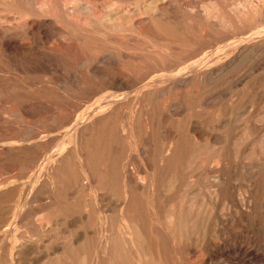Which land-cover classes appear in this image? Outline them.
<instances>
[{
  "label": "bare ground",
  "instance_id": "6f19581e",
  "mask_svg": "<svg viewBox=\"0 0 264 264\" xmlns=\"http://www.w3.org/2000/svg\"><path fill=\"white\" fill-rule=\"evenodd\" d=\"M36 1L37 0H35V2ZM38 1L40 2V0H38ZM43 1H41V3ZM91 1H93V0H91ZM91 1H89V0L87 1L88 4H89V2L91 4V12L92 13H89V14H92V18L96 17V15H98V14H100V15L97 18V20L87 18L88 21H86V20L85 21L87 23H89V25L92 23H96L100 26V29L104 28V31L106 30L107 32L112 31V32L116 33V32H121V31H127V32H129V31L135 32L136 31L138 36H142V37L146 38L150 42L151 46H154L153 47L154 50H155V48H156V50L160 48V49H163L164 52L168 51L167 54L170 52L172 54H177L178 56H182V55H185L186 44H188L189 46L191 45V47H194V46L199 47L200 46L199 38L195 37L196 35H194V34L191 35L190 32H186L180 26V24H179L180 21L179 22L177 21V20H179L178 15H180L179 14L180 10L176 7L173 0H153L151 2L145 1L146 3L144 2V4L141 7L139 6L140 8H136L138 6H137V4H135L136 7L134 6L133 11H131V12H133L132 14L127 13L128 9L124 8V7H122V8L120 7L118 9L113 8L115 10L111 11L110 8L108 7L109 4H106L104 2L102 4H99L100 0H94L92 3H91ZM214 1L216 4H214L212 6H208V7H206L207 5L205 7L203 6L202 9L201 8L198 9L199 8L198 6H196L194 4L191 5L189 2H185V0L184 1L182 0L183 6H180V7H183L184 11L186 12L185 14L188 15L187 16L188 19L198 20L200 22V23L198 22L199 24H201L202 22H204V24L207 23V25H206L207 27L205 29H202L200 27H197V28L195 27L196 29L194 31L200 33L202 35V37H205V38L209 37L210 31H212L211 29L214 30V29H216V27H223V29H224V30L222 29L224 32L223 33L224 36L222 38L223 40H221L222 41L221 46H220L221 51L215 55L212 53V55H214V57L212 55H210V56H212V58H209L210 56L208 58H204L202 56L204 59L201 57L202 59L200 58L201 61L198 64L194 65L190 70L183 72L185 75L191 74L193 76V79H196V80H197L198 74L201 73V70H204V67H212L211 69L209 68L210 69V75H221V76L222 75L228 76L227 74H229V76L231 75L230 74L231 71L226 72L222 68L226 64H229L230 61H232V60H228L229 62L226 63L225 59L217 60L215 58V56L218 58L220 57V55L226 56V54L228 55L229 52L235 50V48L237 46V41L239 40L237 38L240 36L239 35L237 37V35L235 34L237 22L239 23V25H240V22L241 23L242 22L247 23L246 26L248 25V28L250 29V33L247 34V43L246 44H249L252 47V49H249L248 47L239 45L240 48L238 47V50L236 49L237 56L234 55L235 57H237V59L246 57L247 54L249 53L248 49L253 52L256 49V47H262L264 45V0H246V1H242L243 3L239 2L240 4H237V6H235V3H234V5L232 4V6H234L232 8H230L231 4H228L230 6L225 7L226 10L228 9V12H223V11H225L224 6L219 5V3H218L219 1H217V0H214ZM52 2H54V0ZM76 2H77V0H76ZM116 2H117V0H116ZM134 2L135 1H132L133 4H134ZM75 3L73 6L75 7V5H76V9H75L76 12H80L79 11L80 9H82L81 10V12H82L83 11V8H81L82 5L78 2L81 5L80 9H79L77 7L78 3L77 4H75ZM110 3H111V0H110ZM123 3H125V0ZM54 4H55V2H54ZM120 4H121V2H120ZM19 5H21V4H19ZM50 5L53 6L52 4H50ZM57 5H59V4H57ZM117 5L119 6V4H117ZM40 6H42V5H40ZM66 6L67 5H65V7ZM69 6H70V4L68 5V7ZM17 8L21 9V7H17ZM54 8H56V7H54ZM57 8H59V10H60V7H57ZM111 8H112V6H111ZM131 8H133V6ZM6 9H4V10L6 11ZM63 9H65V8H63ZM85 9L86 10L88 9V5H87V7H85ZM45 10H47V8ZM45 10L43 12H45ZM49 10H51V9H49ZM178 10H179V12H177ZM39 11H42V10H39ZM39 11H38V13H39ZM55 11H56V13L58 12V10H55ZM62 11H64V10H62ZM73 12H74V10H73ZM101 12H103V14H101ZM60 13L62 14L61 11H60ZM60 13H58V14H60ZM67 13H69V12L67 11ZM30 14L31 13H29V15ZM34 14H36V13H34ZM42 14H44V13H42ZM58 14H57V16H58ZM72 14L74 15V13H72ZM72 14H71V16H72ZM26 15H27V13H26ZM62 15H64V14H62ZM36 16L38 17V15H36ZM39 16H40V14H39ZM42 16L39 18L43 19ZM82 16H84V15H82ZM87 17H88V14H87ZM22 18L25 19V16ZM30 18H32V17H30ZM46 18H49V17H46ZM77 18H78V16H77ZM53 19H55V18H53ZM76 19H74V20H76ZM37 20H38V18H37ZM78 20L83 21L81 18ZM26 21H27V18H26ZM85 21L83 22L84 24H85ZM189 21L190 20H188V22ZM68 22H67V24H69ZM190 22H192V21H190ZM193 22H195V21H193ZM57 23H60V22L57 21ZM75 23H77V21H75ZM83 23H81V25H83ZM198 23L196 22V26ZM46 24L47 23H45L43 21H35L34 24H32V25H33V28L36 29V31H38L39 33H40V31H42V32H44L42 34L45 35L46 32L48 31V30L46 31V28H47ZM91 27H92V25H91ZM94 27H92V28H94ZM50 29H52V28H50ZM67 29H68V27H67ZM67 29L65 27L64 30H67ZM190 29H192V31H193V28H190ZM83 30H85V28ZM72 31H73V29H72ZM88 31H91V33H92V30H88ZM187 31H190V30L188 29ZM96 32H97V30H96ZM100 32L102 33L103 31L101 30ZM27 33H28V30H27ZM49 34H52V33H49ZM104 34H107V33H104ZM61 35L65 39L69 38V37H66L67 34L65 32H62ZM121 35H122V33H121ZM128 35H130V34H128ZM135 35H136V33H135ZM241 35H243V34H241ZM244 35H245V32H244ZM107 37H109L108 34H107ZM111 37L113 38L114 34ZM135 37L129 36L127 40L125 39V41H128V42L127 43L124 42L126 46L125 47L122 46V47L127 48L126 50L128 53L125 52L126 54H123L124 51L120 50L122 52H112V53H110V56L109 55L106 56L107 60H105L106 61L105 66H102L103 68L101 67L102 70H100L101 71L100 73L104 77H107V78L111 77L112 78V76L115 74L114 67L112 66V64H113V61H112L113 58L112 57L113 56L118 60V62H120V64L123 65V67H121L123 72H121V73H124V71H127L130 74H134L135 71L133 68L130 69V66L128 67V65L132 64V67H134V68L137 67L139 69L140 67L142 68L143 66H140L141 63H139L140 64L139 65L140 67H139L137 65V63H135L137 60H138L137 62H139V61L142 62L143 61L142 57L145 58L144 56L146 54H148L147 57L149 56L150 58H151L150 55L155 56L150 49L152 47L149 45H144L145 43H143V42L145 40L143 42L141 41L139 44V40H141V39L137 40V38H135ZM220 37H222V36H220ZM12 38H14V37H12ZM30 38H31V35H30ZM118 38H120V36ZM123 38H125V36ZM19 39L21 40V38H19ZM52 39H54V38H52ZM16 40H18V39H16ZM109 40H111V39H109ZM113 40H115V39H113ZM217 40H218V38H217ZM10 41H5L2 44V50L4 52H6V55H4V56H9L7 51H11L12 53L19 54V55H20V53L26 54L24 52H28V53L32 52V54L35 55L36 62H38L37 60H38L39 55H38V53L33 51V49H31L32 46H31V48L25 49V48H22L21 46H17V44L13 45ZM56 41L57 40H55V42ZM59 41H61V40H59ZM123 41L124 40H122V42ZM83 42H81V46H82ZM100 42H101V40H100ZM114 42H117V41H114ZM207 42H208V40H207ZM0 43H2V41ZM120 43H121V41H120ZM141 43L143 45H141ZM85 44H87V43H85ZM99 45H101V44H99ZM211 45H212V43H211ZM244 45H245V43H244ZM87 46H89V45H87ZM92 46L93 45H90V47H92ZM172 46H175L177 51L174 52L172 50ZM77 47L80 48L79 46H77ZM94 47H97V46H94ZM201 47H203V46H201ZM57 48L59 51H63L62 45L58 44ZM75 49H76V47H75ZM85 49H87L86 46L84 47V50ZM95 49L97 50V48H95ZM113 49H116V48H113ZM72 50H74V49L72 48ZM80 50H81V48H80ZM77 51H79V50H77ZM99 51H101V49ZM157 51L159 52L160 50H157ZM213 51H215V50H213ZM85 52H84V55L81 52H77V53H81V55H83L78 60L79 63H81V64L83 63L81 61L86 60V58H87L84 56H86L88 52L86 53V55H85ZM199 52H200V50H199ZM64 53H65V50H64ZM74 53H76V50ZM14 54H13V56H15ZM67 54H69V53H67ZM100 54H102V53H100ZM105 54L107 55V53H105ZM105 54H103V56ZM160 54H159V57H162V56H160ZM250 55H251V53H250ZM10 56H12V55L10 54ZM21 56H20V58L23 59L24 62H29V60L27 59L28 58L27 55L25 58H24V56H22V57ZM76 56H75V58H76ZM88 56H89V53H88ZM157 56H155L156 59H157ZM229 56H231V55L229 54ZM252 56H253V54L251 55V58L254 57V56L253 57ZM35 58H34V60H35ZM77 58H79V57L77 56ZM98 58H100L99 55L95 56L94 60H96ZM148 58H145V59H148ZM153 58L154 57H152L151 59H153ZM175 58H177V57H175ZM189 58L190 57L188 55L186 57V60H188ZM247 58H249V57H247ZM11 59H13V58H11ZM61 59H63V58H61ZM156 59H154V61ZM163 59H165V58H163ZM237 59H236V61H237ZM94 60L92 57V61H94ZM158 60H159V58H158ZM243 60H244V58L241 61H243ZM255 60H256V64H257L259 62V60L258 59H255ZM257 60H258V62H257ZM40 61H42V60H40ZM88 61H90V60H88ZM88 61L85 62L86 64H84L83 66H85V73L88 76L89 75L91 76V74L92 73L94 74L95 71H91V69H90L91 65ZM99 61H101V60H99ZM105 61H103V62H105ZM149 61H148V63H149ZM8 62H9V60H8ZM12 62L14 63V61H12ZM94 62H93V64H95ZM118 62H117V64H118ZM163 63H161V64H163ZM71 64L72 63H70L69 65H71ZM120 64H118V67ZM233 64H231V66ZM254 64H255V62L250 59V65L248 64L249 68H247L248 73H246V75H245V72H247V71L244 69L245 71L242 70L239 76H243L246 78V76L248 77L249 75H252L255 71L259 70L256 67V64H255V66H253ZM44 65H46V64H44ZM151 65H153V64H151ZM169 65H171V64H169ZM172 65H174V64H172ZM27 67H29V66H27ZM27 67H25V69ZM32 67H30V68H32ZM121 68H118L116 70H118L120 72L119 69H121ZM141 68L139 69L140 72H141ZM14 69H16V68H14ZM148 69L151 70L149 67H148ZM20 70H22V69H20ZM34 70H36V69H34ZM144 70L147 71L146 69H144ZM144 70H142V71H144ZM38 71L39 72L41 71L44 73L45 70L43 69V67H39ZM49 71H50V69H48V73H49ZM32 72H33V70H32ZM41 72H40V74H41ZM169 72H166V73H168V76H169ZM172 72H174V71L172 70ZM36 73L38 74V72H36ZM50 73H52V72H50ZM83 73H84V71H83ZM83 73L81 75H83ZM142 73H144V75L146 74V72H142ZM183 73L182 72L181 73L179 72L177 74L175 73L173 75L174 77L173 76L168 77L167 75H166L167 77H165V74H164V76L162 75V76H160V78H158V77L156 78V80H155L156 84L161 83L164 80L165 81L166 80L172 81L173 78L175 81V78L177 79L178 76L180 78V75H182ZM202 73L204 74L205 72H202ZM65 75L67 76L66 73H65ZM137 75L139 76V74L137 73L135 75L136 79L138 78V80H139L140 77H137ZM144 75H143V77H144ZM123 76H124V74H123ZM252 76H255V75H252ZM80 77H82V76H80ZM95 77H96V75H95ZM143 77H142V79H143ZM202 77H199V78H202ZM226 78H228V77H226ZM121 79H122V77H121ZM144 79H145V77H144ZM219 79H221V78L219 77ZM222 79H223V77H222ZM249 79L251 80V78H249ZM225 80H227V79H225ZM232 80L233 79H231V81ZM155 81L153 82V80H151L149 85L153 86V83H155ZM231 81H229V82H231ZM234 81H236V80H234ZM94 82L97 83V80ZM212 82L210 83L211 85H213ZM246 82H247V80H246ZM101 83H104V81ZM163 83H165V82H163ZM167 83L168 82H166L165 85ZM183 83H185V82H183ZM250 83H252V82H250ZM257 83H258V81H257ZM122 84H124V83L121 82L120 85H122ZM140 84H141V82H140ZM140 84H138V85H140ZM227 84L230 85L229 83H227ZM239 84H243V83H239ZM84 85H85V83H84ZM236 85L239 86L238 84H236ZM248 85H249V83H248ZM260 85L263 87V84H260ZM127 86H128V84H127ZM115 87H118V86H115ZM142 87H143V85H142ZM95 88H97V87H95ZM145 88H147V87H145ZM173 88H176V87H173ZM201 88H202V86H201ZM119 89H120V87H119ZM129 89H130V87H129ZM139 89H140V87H139ZM155 89H156V87H155ZM255 89H257V88H255ZM105 90H106V88H105ZM136 90H138V89H136ZM190 90H192V89H190ZM253 90H252V92H253ZM258 90H260V89L258 88ZM263 90H264V87H263ZM89 91L92 93L94 90L93 91L89 90ZM147 91H149V89ZM168 91H169V89H168ZM99 92H101V91H99ZM135 92H137V91H135ZM257 92L260 93L261 91L260 92L257 91ZM108 93H109V91H108ZM190 93L193 94L192 92H190ZM249 93L251 95V91L248 92V94ZM137 94H139V93L137 92ZM143 94H145V93H143ZM250 95H249V97H250ZM168 96H169V93H168ZM201 96H202V93H201ZM32 97H34V96H32ZM253 97H254V95H253ZM253 97H251V98H253ZM36 98H34V100L32 98L31 99L34 102H36L35 104H37L38 107H42L43 106L42 102L41 103L37 102L38 98L37 99ZM43 98H45V97H43ZM126 98L130 99L131 97L130 98L126 97ZM136 98L137 97H135V99ZM138 98H140V97L138 96ZM142 98L144 99L143 96H142ZM142 98H141V100H142ZM151 98H152V96H151ZM199 98H200V96H199ZM106 99L107 100H102L103 103H111L109 97H107ZM138 100H136V101H138ZM147 100H146V102H147ZM260 100H262V99H260ZM25 101H27V100H25ZM41 101H42V99H41ZM99 101H100V99H99ZM133 101L134 100H132V101L127 100L125 102H122V104L119 106V108L116 109V110H118V111H116V113H113V111H112L113 108L110 106H107V104H106V106L104 104V107H100V109H97V110L95 109V107L94 108L92 107L91 110L87 109L88 112H86V115H84V117L82 116L83 118L81 117L82 119L78 120L76 125L72 129L70 128L71 129L70 131H68L67 133L65 132L64 136H62L64 138H61L60 141L58 140V142H56V145L52 149H50V147L49 148L47 147L50 150H48L47 152H43L41 154L38 153V158L37 159L35 158L38 162V164H35V165H37V167L36 168L34 167L35 169L33 171V175L30 174L32 176V178H30V180L28 182V186L26 187L25 190L23 189L25 192L24 193L25 197L22 199L23 201L22 200L17 201V203L20 202V206L18 209L19 215L20 216L25 215V218H27V225H28L26 227H28V228L25 230H22V231L16 229L15 231H12V233L8 232V234L6 235V238H2V239H4V243L0 241V243L2 244L0 246L1 247L0 248V263L1 264L2 263H4V264L5 263H8V264H245L247 262V260L248 261H254L256 263H263L264 264V246H263V244H261V242L258 238L259 237L258 235L264 232V124L261 123L263 121H259L260 118L256 119L257 118L256 117L255 118L256 120H252L250 123L247 122L248 124L246 126H244L243 131H241V132H243V134L242 135H240L241 133L238 134L241 137H238L239 139L234 140V141H231L229 136H228L229 134H232L230 131H228L230 125H227V124H229V123H227V124L224 123V124L218 125L216 130L221 131V133L219 135H217L213 140L214 145L218 146V149L216 148L218 151L216 153L212 152L211 154H208L209 152H207L206 154H208V155L203 156L204 154L199 155L198 153L195 152V151L199 150V146H200L201 142L202 141L204 142L203 137H204L205 132L203 131V128H198V127L206 126L207 129H211L212 122L214 120L218 121L217 118L221 114L218 117L212 116V117L208 118L203 124H201L200 122H197L198 121L197 118H196L197 121H195L191 117L190 118L188 117L189 119L184 121L185 123L183 122V125H182L183 127L180 126L179 124H177V126H176V131H177L176 134H178L177 138H174V137L169 138L168 137L167 139L163 138V140L162 139L159 140V139H157V137L153 139V136H154L153 130L154 131L156 130L153 128V125H154L153 119L155 120V118L151 119L152 115L151 116L148 115L149 114L148 112L150 110L149 111H147V110L143 111V110L138 109L139 110L138 111L137 108H140V107H138V105H134L135 103H133ZM166 101L168 102V100H166ZM175 102H176V100H175ZM251 102H253V101H251ZM29 103H31V102H29ZM100 103H98V104H100ZM103 103L100 105H103ZM192 103H194V102H192ZM254 103L252 104V106L254 105ZM147 104H148V102H147ZM149 104H151V102ZM168 104H169V102H168ZM170 104H172V103H170ZM255 104H258V103H255ZM23 105H25V104H23ZM64 105H65V103H64ZM192 105L193 104H190V106H192ZM31 106H32V104H31ZM134 106H136V107H134ZM142 106H144V105H142ZM145 106H146V104H145ZM172 106H174V105H172ZM26 107H24V109ZM74 107H72V108L74 109ZM105 107H107V108H105ZM195 107H193V108H195ZM44 108H45V106H44ZM77 108H78V106H77ZM190 109H192V108H190ZM29 110H28V112H29ZM40 110H42V109H40ZM43 111H45V109ZM40 112H42V111H40ZM65 112H66V110H65ZM74 112H76V111H74ZM152 112H153V110H152ZM157 112H159V111H157ZM229 112L232 113L231 111H229ZM42 113H41V116H44V115H42ZM228 113L226 112V115L230 114V113L229 114ZM65 115L67 116V114H65ZM173 115L174 114H171V117H173ZM35 116H36V114H35ZM154 116H152V117H154ZM179 116H177V117H179ZM231 116H232V114H231ZM199 117H200V115H199ZM194 118H195V114H194ZM173 119H174V117H173ZM173 119H171V120L174 121ZM262 119H263V116H262ZM178 121L179 120H177V122ZM182 121H181V124H182ZM219 121H220V119H219ZM65 122L67 123V121H65ZM177 122H174V123H177ZM172 125H173V123H172ZM154 126L156 127V125H154ZM158 126L161 127V125H158ZM233 126H235V125H233ZM212 127H213V124H212ZM200 129H202V130H200ZM239 129H240V127H239ZM223 130H225V131H223ZM71 131H73V132L68 135V133ZM160 131H161V129H160ZM205 131H207V130H205ZM208 131L210 132V130H208ZM1 132H3V131H1ZM173 132H174V130H173ZM66 134L68 136H66ZM165 134H169V133H165ZM4 135H6V134H4ZM8 135L10 136L11 133ZM29 136H31V135H29ZM156 136H158V135H156ZM9 138L11 141L12 137L10 136ZM9 138H7V139H9ZM24 138H25V136H24ZM26 138H28V136H26ZM29 138L33 139L32 137H29ZM210 139H209V141L211 142ZM1 140H4V143L7 142V141H5L6 140L5 137H4V139L2 137L0 139V141ZM40 140H42V139H40ZM145 140L148 141L147 144H145ZM17 141H19V139ZM20 141H21V139H20ZM153 141H155L159 145V147L157 149L158 151H157L156 155H154V157H153V148H152ZM230 141H231V143L235 142V144L242 146V148L243 147L248 148L251 145L253 148V151H255V153H256V156L252 155V157L249 158L244 153H242V151L239 149H237L239 151L236 154H234V156L230 155L229 154L230 152L228 153L226 150L228 148L227 145H228V143H230ZM1 142L3 143V141H1ZM27 142H28V146L33 145V143L30 142V139ZM137 142H138V144H137ZM2 143H0V144H2ZM37 143H39V140ZM25 145H26V143H25ZM38 145H40V144H38ZM140 145L143 146V150H140ZM6 146H9L8 143ZM28 146H26V147H28ZM208 146H209V143H208ZM11 147H12V145H11ZM9 148H10V146H9ZM14 149H16V148H14ZM37 149H38V147H37ZM205 149H207V147ZM44 150H46V149H44ZM208 150H210V149L208 148ZM228 151H229V149H228ZM7 152L10 153V150L2 151L0 154V172H1L0 174H2L3 172L5 173V171L8 168H11V167H9L10 166L9 163L12 161H9V158L7 156L8 155ZM11 152H12V150H11ZM193 152H195L196 154L194 155ZM235 152H236V150H235ZM23 153H21V154H23ZM201 153H203V152H201ZM24 154L26 155L27 153H24ZM39 154H40V156H39ZM13 155L14 154H12V155L10 154L9 157L10 156L13 157ZM16 155L17 154H15V156ZM25 155H23V157ZM29 155L31 156L32 154L30 153ZM20 157H22V156H20ZM17 158H19V157H17ZM14 159H15V157H14ZM28 160H29V158H28ZM28 160H26V161H28ZM36 160L34 163H36ZM17 163H18V161H17ZM21 163L24 164L25 163L24 160ZM28 165H29V162H28ZM28 165H25V166L30 167V165L29 166ZM16 168H18V167H16ZM0 178H1V176H0ZM13 182H14V180H13ZM7 183H9V181ZM199 185H201V186H199ZM183 187H188L190 189V191H187V190H186L187 192L185 190L183 191ZM9 188L10 187L6 186L5 182H4V184L0 185V203L1 204L3 202H8V201L10 202L11 200H9V199H12L11 197H15V195L12 193V192L16 191V190L14 191L15 188L12 190V192H10ZM12 188H13V186H12ZM68 190H70L72 193L68 194L67 193ZM182 191L184 193L179 195L180 192H182ZM35 193L45 196V201L43 202L44 204L43 205L40 204L41 205L40 208H42V210L44 212L42 216L40 215L42 211L39 214L40 216H38V214H36V212L38 210L37 211L35 210L36 212H34L32 210V211H29L26 213V206L29 204L28 201L30 199V196L31 195L34 196ZM197 193H199L201 196L206 197L207 201H208V202L206 201L208 204V206H206V207H208V208H206L207 210H205V208L203 207L205 212H203L204 215L202 216V219H201L203 221V223L205 224V227H207L208 233H207V237H204L201 242H199L198 244L196 243L195 246H193L191 235H193L194 233H189L188 229H189L190 222L192 221V220H190L191 215H193L190 212L193 210L192 205L195 204L194 199H196L195 196ZM20 195H21V193H20ZM39 195H37L38 198L40 197ZM43 196H42V199H43ZM188 198L191 199V201H189V205H187L188 204V202H187ZM18 199H20V198H18ZM114 200L119 201L120 205L118 206L115 204V206H113ZM38 201H40V199ZM14 202H15V200H14ZM21 202H22V204H21ZM34 202H36V201H34ZM107 202L110 204V206H112V208L108 204H107L108 206L105 204ZM204 202L205 201H203V203ZM12 203H13V201H11V204ZM38 203H40V202H38ZM30 205H31V203H30ZM2 207H4V206H2ZM6 207H7V205H6ZM195 207H194V211H195ZM17 208H18V206H17ZM3 209H2V211H3ZM31 209H32V207H31ZM203 209H202V211H203ZM5 211H6V209L4 210V212ZM11 211H13V210H11ZM109 211H110V214H108ZM7 214L9 215V213H7ZM2 215H4V214L2 213ZM201 215H202V213H201ZM15 216H17V215H15ZM197 217H198V215H197ZM192 218H193V216H192ZM3 219H5V218H3ZM14 219L15 220H13V221L15 222L16 218H14ZM1 223H3V222H1ZM17 223H19V222H17ZM22 223H25V222L23 221ZM22 223H20V224H22ZM14 226H16V225H14ZM6 227H9V226H5V228ZM197 227H196V229H197ZM1 228L2 227H0V230H1ZM4 229H3V231H4ZM6 231H9V230H6ZM6 247H8V249H5ZM191 254H193V256H190Z\"/></svg>",
  "mask_w": 264,
  "mask_h": 264
},
{
  "label": "rangeland",
  "instance_id": "374dc122",
  "mask_svg": "<svg viewBox=\"0 0 264 264\" xmlns=\"http://www.w3.org/2000/svg\"><path fill=\"white\" fill-rule=\"evenodd\" d=\"M26 1V2H25ZM41 1L43 0H40V2L37 0L35 2V0H0V42L2 41V43H0V139L3 137H5V142L4 143V140H1L3 141V143L0 141V154L2 151H8L10 150V153H8V158H9V161H12L10 162V166L11 168H8L5 173L3 174H0L1 178H0V185L1 184H6V186L10 187L9 190L10 192H12V190L14 189L15 192H12L15 197H11L12 199H9L11 201H13V203L11 204V201L8 203V202H3L0 206V227L1 230H0V241L4 243V239L2 238H6V235L8 234V232H11L12 231H15L16 229L17 230H25L27 229L28 226L27 225V218H25V215H22L20 216L19 215V206H20V202L17 203V201H20L22 200L24 197H25V192L24 190L26 189V187L28 186V182L30 180V178H32V176L30 174L33 175V171L34 169L37 167V165L35 164H38L37 162V158H38V153H43V152H47L48 150L52 149L55 145H56V142H58V140L60 141L61 138H64L62 136H64L65 132L67 133L68 131H70L75 125L76 123L78 122V120H81L84 115H86V112H88V110H91V108L95 107V109H100V107H104V104L106 106H110L112 107V111L113 113H116V109L119 108V106L122 104V102H125V101H133V103H135L134 105H138V107L140 108H137L140 109V110H143V111H149L148 115H152L154 117L151 116V119L155 118V120L153 119V124L156 125V127L153 125V128L156 129L155 131L153 130V139L157 137V139L159 140H163L164 139H167L168 137L169 138H177L178 134L177 131H176V126L177 124H179L180 126L183 125V122L188 120L190 117L197 121L196 118L198 119L197 122H200L201 124H203L208 118L212 117V116H219L220 114L223 116H219L217 118L218 121L214 120L212 122L213 124V127H212V124H211V129H207L206 126H200L198 128H203V131L205 132L204 133V137H203V140L204 142L202 141L200 146H199V150L195 151L196 153H198L199 155H202L204 154L203 156H206L208 154H211L212 152L213 153H216L218 150V146H215L214 145V138L219 135L221 133V131H217L216 128L218 125L220 124H227V125H230L229 126V129L228 131H230L232 134H229V138L231 141H234V140H237L239 139L238 137H241L240 135L243 134V129H244V126H246L248 123H250L252 120H256V119H259V121H263L261 122L262 124H264V90H263V87H264V45L262 47H256V49L252 52L251 50L249 49H252L251 45L249 44H246L247 43V34L250 33V29L248 28V25L246 26L247 23H241L240 22V25L239 23L237 22L236 24V35H237V39H239L237 41V46L235 48L234 51H231L228 53V55L226 54L225 55H220V57H216L215 58L217 60H222V59H225L226 60V63L229 62L228 60H232L230 61L229 64H226L222 69L225 70L226 72H230L231 71V75L229 76V74H227L228 76L226 75H210V69L212 67H204V70H201V73L198 74V77H197V80L196 79H193V76L191 74H188V75H185L183 72L187 71V70H190L194 65L198 64L201 59L204 57V58H208L210 55H212V53L215 55L217 53H219L221 51V43L223 40V27H216V29H211L212 31H210V36L205 38V37H202V35L196 31H194L197 27H200L202 29H205L207 26V23L204 24V22H202L201 24H199L200 22L198 20H193V19H188V15H186L183 7H180V6H183L182 5V0H173V2L175 3L176 7L180 10L177 11L179 12L180 15H178V19L177 20L178 22L180 21V26L186 31V32H190V34H194L196 35L195 37H198L199 40H200V46H194V47H191V45L189 46L188 44H186L185 46V55H182V56H178L177 54H172V53H168L167 52L165 53L163 49H157V50H160L159 52L156 50L153 49L154 46H151L150 42L142 37V36H138L137 32L135 31H121V32H112V31H109L107 32L106 30L104 31V28L100 29V26L96 23H92L89 25V23H87L86 21H88L89 18L91 19H95L97 20V18L99 17L100 14L96 15V17H93L92 18V14H89V13H92L91 12V4L89 2V4L87 3L88 0H54V2H52L53 0H44L42 3ZM46 1V2H45ZM51 1V2H50ZM91 1V0H89ZM94 1V0H93ZM91 1V3L93 2ZM132 1H135L134 4L132 3ZM125 0V3L124 0H111V4L110 3V0H100L99 1V4H102L103 2L106 3V4H109L108 7L110 8V10L114 11L115 9H118V8H127L128 9V12L129 14H132L133 12V9H134V6L136 7L135 4H137L138 7L136 8H140L145 1L147 2H151L153 0ZM184 1V0H183ZM219 1V5L221 6H224L227 7V6H230L228 4H231V7H234L232 6V4L234 5L235 3V6H237V4H240L239 2L243 3L242 1H246V0H217ZM35 2V3H34ZM61 2V3H60ZM76 2V3H75ZM82 5H80L79 3ZM115 4H114V3ZM121 2V4H120ZM143 2V3H142ZM185 2H189L191 5L194 4L196 6H198L199 8L198 9H202L203 6L205 7H208V6H212L215 3L214 0H185ZM211 2V3H210ZM238 2V3H237ZM38 3V4H37ZM45 3V4H44ZM47 3V4H46ZM75 4H77L78 8L80 9V6L81 8H83V11L81 12L82 9H80L79 11L81 12H76V5L75 7L73 6ZM119 4V6L117 4ZM127 3V4H126ZM146 3V2H145ZM198 3V4H197ZM21 4V5H19ZM50 4H52L53 6H51ZM59 4V5H57ZM70 4V6L68 7V5ZM140 4V5H139ZM7 5V6H6ZM35 5V6H34ZM42 5V6H40ZM64 7H63V6ZM65 5H67L65 7ZM88 5V9L86 10L85 7H87ZM122 5V6H121ZM193 5V6H194ZM226 5V6H225ZM25 6V7H24ZM112 6V8H111ZM130 6V7H129ZM133 6V8H131ZM140 6V7H139ZM17 7H21V9H18ZM23 7V8H22ZM49 7V8H48ZM52 7V8H51ZM56 7V8H54ZM57 7H60V10L59 8ZM7 8V9H6ZM25 8V9H24ZM28 8V9H27ZM38 8V9H37ZM47 8V10H45ZM65 8V9H63ZM74 8V9H73ZM115 8V9H113ZM6 9V11L4 10ZM51 9V10H49ZM68 9V10H67ZM19 10V11H18ZM27 10V11H26ZM29 10V11H28ZM39 10H42V11H39ZM45 10V12H43ZM53 10V11H52ZM55 10H58V12L56 13ZM64 10V11H62ZM74 10V12H73ZM26 11V12H25ZM39 11V13H38ZM47 11V12H46ZM49 11V12H48ZM52 11V12H51ZM60 11L62 12V15L60 13ZM66 11V12H65ZM67 11L69 13H67ZM89 11V12H88ZM16 12V13H15ZM18 12V13H17ZM36 14H34V13ZM65 12V13H64ZM84 12V13H83ZM223 12H228V9L226 10L225 8V11ZM27 13V15H26ZM29 13H31L29 15ZM38 13V14H37ZM42 13H46L45 15L42 14ZM54 13V14H53ZM60 13V14H58ZM72 13H74V15L77 16L75 17ZM80 13V14H79ZM88 14V17H87V14ZM7 16H6V15ZM16 14V15H15ZM21 14V15H20ZM24 14V15H23ZM40 14V16H39ZM43 16H42V15ZM58 14V16H57ZM70 14V15H69ZM72 14V16H71ZM86 14V15H85ZM101 14H103V12H101ZM29 15V16H28ZM35 15V16H34ZM38 15V17L36 16ZM84 15V16H82ZM91 17H90V16ZM183 15V16H182ZM18 16V17H17ZM25 16V19L22 18ZM43 19H40L39 17H41ZM49 17V18H46V17ZM62 16V17H61ZM70 16V17H69ZM82 16V17H81ZM32 17V18H30ZM75 17V18H74ZM3 18V19H2ZM5 18V19H4ZM20 18V19H19ZM26 18H27V21H26ZM38 18V20H37ZM46 18V19H45ZM51 18V19H50ZM55 18V19H53ZM61 18V19H60ZM76 20H74V19ZM82 19L83 21L81 20H78V19ZM88 18V19H87ZM22 19V20H21ZM29 19V20H28ZM45 19V20H44ZM187 19V20H186ZM43 21L46 24V34H42L44 32L40 31V33L38 31H36V29L33 28V25L35 21ZM51 22H50V21ZM60 22V23H57V21ZM74 20V21H73ZM86 20V21H85ZM185 20V21H184ZM188 20L192 21V22H188ZM8 21V22H7ZM31 21V22H30ZM69 21V22H68ZM75 21H77V23H75ZM80 21V22H79ZM85 21V24L83 23ZM195 21V22H193ZM28 22V23H27ZM50 22V23H49ZM67 22L69 24H67ZM196 22L198 23L197 26H196ZM30 23V24H29ZM72 25H71V24ZM81 23H83V25H81ZM57 24V25H56ZM61 24V25H60ZM63 24V25H62ZM75 24V25H74ZM79 24V25H78ZM95 24V25H94ZM245 24V25H244ZM28 25V26H27ZM83 27H81V26ZM94 27L92 28L91 27ZM201 25V26H200ZM243 25V26H242ZM30 26V27H29ZM53 26V27H52ZM61 26V27H60ZM72 26V27H71ZM75 26V27H74ZM85 26V27H84ZM91 28H90V27ZM189 26V27H188ZM29 27V28H28ZM66 27H68L67 30H64ZM98 27V28H97ZM185 27V28H184ZM196 27V28H195ZM3 28V29H2ZM31 28V29H30ZM49 28V29H48ZM52 28V29H50ZM64 28V29H63ZM71 28V29H70ZM85 28V30H83ZM88 28V29H87ZM190 28H193V31L192 29ZM238 28V29H237ZM249 30H248V29ZM75 32H73L72 31ZM75 29V30H74ZM87 29V30H86ZM189 29L190 31H187ZM223 29V30H222ZM240 29V30H239ZM245 29V30H244ZM27 30H28V33H27ZM60 30V31H59ZM69 30V31H68ZM88 30H92V33L91 31H88ZM97 32L95 33L94 31ZM99 30V31H98ZM103 31L104 33H107L108 36L110 37H107V34H104L103 32L101 33L100 31ZM3 31V32H2ZM32 31V32H31ZM50 31V32H49ZM53 31V32H52ZM238 31V32H237ZM243 33H242V32ZM5 32V33H4ZM62 32H65L67 35L66 37H69L67 39L63 38L62 37ZM94 32V33H93ZM244 32H245V35H244ZM16 33V34H15ZM49 33H52V34H49ZM88 33V34H87ZM98 33V34H97ZM114 34V37L112 38L111 36H113ZM122 33V35H121ZM136 33V35H135ZM42 34V35H41ZM49 36H48V35ZM100 34V35H99ZM117 34V35H116ZM120 34V35H119ZM130 34V35H128ZM243 34V35H241ZM3 35V36H2ZM6 35V36H5ZM18 35V36H17ZM30 35H31V38H30ZM55 35V36H54ZM76 35V36H75ZM82 35V36H81ZM89 35V36H88ZM105 37H104V36ZM111 35V36H110ZM117 37H116V36ZM201 35V36H200ZM17 36V37H16ZM101 36V37H100ZM120 36V38H118ZM125 36V38H123ZM132 37V36H136L135 38H137V40H139V44L140 42L144 41L143 43H145L144 45H149L151 46L152 48L151 51L153 52V54L155 56H157V59L155 56L153 55H150L151 58L154 57L153 59H151L149 56V58L147 57L148 54H146L144 57L145 58H148V59H145L142 57V62H135L137 63V65L139 66L141 63L140 66H143L141 68V72H140V68L138 69L137 67H132V64L131 65H128V67L130 66V69H134V74L138 73L139 76L137 75V77H140L142 79L144 73L142 72H146V74L144 75L143 79L141 80L139 78L136 79V74H130L129 72L127 71H124V73H121L123 72L122 71V68L123 65L120 64V62H118V60L113 56L112 58V61H113V64L112 66L114 67V71H115V76L113 75L112 78L111 77H104L100 72V70H102V66H105V63L107 60V57L106 56H110V53L112 52H123V54H126L125 52H127V48H123L125 47V43L124 42H128V41H125V39L127 40L128 37ZM138 36V37H137ZM215 36V37H214ZM222 36V37H220ZM246 36V37H245ZM6 37V38H5ZM10 37V38H9ZM14 37V38H12ZM56 37V38H55ZM59 37V38H58ZM98 37V38H97ZM100 37V38H99ZM241 37V38H240ZM245 37V38H244ZM21 38V40L19 39ZM51 38V39H50ZM54 38V39H52ZM111 40H109V39ZM203 38V39H202ZM218 38V40H217ZM221 38V39H220ZM11 41H10V40ZM18 39V40H16ZM34 39V40H33ZM50 39V40H49ZM83 39V40H82ZM115 39V40H113ZM208 42H207V40ZM220 39V40H219ZM20 40V41H19ZM55 40H57L55 42ZM61 40V41H59ZM68 40V41H67ZM81 40V41H80ZM87 40V41H86ZM101 40V42H100ZM122 40H124L122 42ZM214 40V41H213ZM216 40V41H215ZM244 40V41H243ZM5 41H10L13 45L17 44V46H21L22 48H25V49H28V48H32L33 51H35L36 53H38V62H36V58H35V55L32 54V52L28 53V52H24L26 54H14L12 53L11 51H7L8 55L9 56H4L6 55V52H4L2 50V44L5 42ZM15 41V42H14ZM59 41V42H58ZM72 43H71V42ZM84 41V42H83ZM86 41V42H85ZM106 41V42H105ZM111 41V42H110ZM114 41H117V42H114ZM121 41V43H120ZM206 43H205V42ZM212 41V42H211ZM219 41V42H218ZM241 41V42H240ZM246 41V42H245ZM20 42V43H19ZM36 42V43H35ZM75 42V43H74ZM81 42L82 43V46H81ZM93 42V43H92ZM95 42V43H94ZM120 44H119V43ZM147 42V43H146ZM203 42V43H202ZM214 42V43H213ZM35 45H34V44ZM71 43V44H70ZM79 45H78V44ZM87 43V44H85ZM89 43V44H88ZM91 43V44H90ZM112 43V44H111ZM149 43V44H148ZM205 43V44H204ZM212 43V45H211ZM245 43V45H244ZM60 44L62 45L63 47V51H59L58 48H57V45ZM85 44V45H84ZM101 44V45H99ZM122 44V45H121ZM242 44V45H241ZM42 45V46H41ZM89 45V46H87ZM90 45H93L92 47H90ZM110 45V46H109ZM141 45H143L141 43ZM245 46V47H248V51L249 53L247 54L246 57H243L244 60L241 61L243 58H238L235 57L237 56V51L236 49L238 50V47L240 48V46ZM248 45V46H247ZM26 46V47H25ZM44 46V47H43ZM77 46H81V50L80 48H78ZM86 46L87 49L84 50V47ZM94 46H97V47H94ZM123 46V47H122ZM188 46V47H187ZM203 46V47H201ZM219 46V47H218ZM76 47V49H75ZM101 51H99L100 49ZM110 47V48H109ZM175 46H172V50L175 52L177 51L176 47L174 48ZM205 47V48H204ZM72 48L74 50H72ZM97 48V50L95 49ZM113 48H116V49H113ZM122 48V49H121ZM197 48V49H196ZM48 49V50H47ZM91 49V50H90ZM194 49V50H193ZM64 50H65V53H64ZM76 50V53H74ZM79 50V51H77ZM84 50V51H83ZM99 53H97L96 51ZM105 50V51H104ZM122 50V51H120ZM154 50V51H153ZM190 50V51H189ZM196 50V51H195ZM200 50V52H199ZM215 50V51H213ZM217 50V51H216ZM257 50V51H256ZM263 50V51H262ZM47 51V52H46ZM53 51V52H52ZM86 51V52H85ZM96 53H95V52ZM103 51V52H102ZM157 51V52H156ZM251 51V52H250ZM259 51V52H258ZM4 52V53H3ZM10 52V53H9ZM57 52V53H56ZM60 52V53H59ZM77 52H81L83 55H84V52H85V55L86 53L88 52L89 53V56H88V53L86 56L84 57H87L86 60H90L88 61L90 63V69L91 71H95V73L91 74V76L87 75L85 73V66H83L84 64H86L85 62H87L86 60H83L81 62H83L82 64L79 63V59L81 56V53H77ZM92 52V53H91ZM258 52V53H257ZM263 54H262V53ZM59 53V54H58ZM69 53V54H67ZM91 53V54H90ZM95 53V54H94ZM102 53V54H100ZM107 53V55L105 54ZM128 53V52H127ZM160 56L162 57H159V54ZM253 54V58H251V55ZM256 53V54H255ZM10 54L12 56H10ZM13 54L15 56H13ZM100 58L94 60V57L95 56H98ZM103 54H105L103 56ZM131 54V53H130ZM229 54L231 56H229ZM258 54V55H257ZM24 56V58L26 57L27 55V59L29 60V62H24L23 59L20 58V56ZM79 58H77V56ZM177 55V56H176ZM189 55V59L186 60V57ZM214 55H212L214 57ZM235 55V56H234ZM17 56V57H16ZM21 56V57H22ZM76 56V58H75ZM102 56V57H101ZM168 56V57H167ZM172 56V57H171ZM177 58H175V57ZM185 56V57H184ZM203 56V57H202ZM212 56H210L209 58H212ZM225 56V57H224ZM16 57V58H15ZM37 57V56H36ZM44 57V58H43ZM63 59H61V58ZM92 57H93V60L95 61H92ZM192 57V58H191ZM202 57V58H201ZM233 57V58H232ZM249 57V58H247ZM9 58V59H8ZM13 58V59H11ZM35 58V60H34ZM116 60H115V59ZM159 58V60H158ZM163 60H161V59ZM165 58V59H163ZM201 58V59H200ZM203 58V59H204ZM228 58V59H227ZM4 61H3V60ZM9 62H8V60ZM103 59V60H102ZM154 59H156L154 61ZM237 59V61H236ZM250 59L252 61L255 62L256 64V60L255 59H258L257 60V64H256V67L259 69L257 71H255L252 75H255V76H252V75H249L248 77L246 76L243 77V76H239L241 71H247L245 72V75L246 73H248V70L247 68H249V65H250ZM6 60V61H5ZM22 60V61H21ZM42 60V61H40ZM47 60V61H46ZM101 60V61H99ZM135 60V59H134ZM147 60V61H146ZM172 60V61H171ZM14 61V63L12 62ZM46 61V62H45ZM67 61V62H66ZM97 61V62H96ZM105 61V62H103ZM115 61V62H114ZM119 65L118 67V64ZM149 63L147 64L146 62ZM153 63H152V62ZM171 61V62H170ZM241 61V62H240ZM72 63L71 65H69L70 63ZM93 62L95 64H93ZM158 62V63H157ZM163 64H161V63ZM195 62V63H194ZM197 62V63H196ZM262 62V63H261ZM13 63V64H12ZM75 63V64H74ZM145 63V64H144ZM155 63V64H154ZM157 63V64H156ZM177 63V64H176ZM225 63V62H224ZM223 63V64H224ZM234 63V64H233ZM22 64V65H21ZM39 64V65H38ZM46 64V65H44ZM117 64V65H116ZM145 66H144V65ZM153 64V65H151ZM171 64V65H169ZM174 64V65H172ZM231 64H233L231 66ZM247 64V65H246ZM249 64V65H248ZM255 64L253 66H255ZM260 64V65H259ZM26 65V66H25ZM50 67H48V66ZM74 65V66H73ZM77 65V66H76ZM97 65V66H96ZM99 65V66H98ZM122 65V66H121ZM147 65V66H146ZM162 65V66H161ZM164 65V66H163ZM246 65V66H245ZM22 68H21V67ZM24 66V67H23ZM29 66V67H27ZM33 66V67H32ZM54 66V67H53ZM76 66V67H75ZM117 66V67H116ZM152 68H151V67ZM156 66V67H155ZM248 66V67H247ZM20 67V68H19ZM25 67H27L25 69ZM32 67V68H30ZM35 67V68H34ZM39 67H43V69L45 70L44 73L38 71L39 70ZM71 67V68H70ZM84 67V68H83ZM100 67V68H99ZM102 67V68H101ZM147 67V68H146ZM148 67L151 69L149 70ZM183 67V68H182ZM229 67V68H228ZM231 67V68H230ZM16 68V69H14ZM84 70H83V69ZM118 68H121L119 69L120 72L116 69ZM138 70H137V69ZM176 68V69H175ZM186 68V69H185ZM210 68V69H209ZM214 68V67H213ZM219 68V67H218ZM242 68V69H241ZM22 69V70H20ZM25 69V70H24ZM33 72H32V70ZM36 69V70H34ZM48 69H50L49 73H48ZM82 69V70H81ZM144 69H148L147 71H145ZM228 69V70H227ZM238 69V70H237ZM245 69V70H244ZM28 70V71H27ZM82 72H81V71ZM124 70V69H123ZM144 70V71H142ZM157 70V71H156ZM172 70L177 74V73H183L182 75H180V78L178 76V78L176 79L175 78V81H174V78L172 79V81L170 80H164L162 81L161 83H158L156 84V78H160V76H164L165 74V77L168 76V73L166 72H169V76H173L175 73L172 72ZM180 70V71H179ZM18 71V72H17ZM25 71V72H24ZM30 71V72H29ZM71 71V72H70ZM73 71V72H72ZM84 71V73H83ZM137 71V72H136ZM151 71V72H150ZM161 71V72H160ZM165 71V72H164ZM14 72V73H13ZM38 72V74L36 73ZM52 72V73H50ZM67 74V76L65 75V73ZM69 72V73H68ZM81 72V73H80ZM127 72V73H126ZM202 72H205L204 74ZM27 73V74H26ZM82 77H80L78 74ZM83 73V75H81ZM120 75H118V74ZM129 73V74H128ZM155 73V74H154ZM236 73V74H235ZM32 74V75H31ZM53 74V75H52ZM117 74V75H116ZM124 74V76H123ZM142 74V75H141ZM171 74V75H170ZM201 74V75H200ZM50 75V76H49ZM96 75V77H95ZM158 75V76H157ZM167 75V76H166ZM200 75V76H199ZM204 75V76H203ZM67 78H66V77ZM118 76V77H117ZM129 76V77H128ZM131 76V77H130ZM203 76V77H202ZM218 76V77H217ZM232 76V77H231ZM238 76V77H237ZM251 76V77H250ZM53 77V78H52ZM122 77V79H121ZM147 77V78H146ZM174 77V76H173ZM199 77H202V78H199ZM208 77V78H207ZM219 77L221 79H219ZM223 77V79H222ZM228 77V78H226ZM234 77V78H233ZM50 78V79H49ZM83 78V79H82ZM91 78V79H90ZM95 78V79H94ZM101 80H100V79ZM106 78V79H105ZM124 78V79H123ZM205 78V79H204ZM251 78V80L249 79ZM253 78V79H252ZM109 79V80H108ZM199 79V80H198ZM202 79V80H201ZM212 79V80H211ZM227 79V80H225ZM231 79H233L231 81ZM239 79V80H238ZM250 81H249V80ZM97 80V83L94 82ZM99 80V81H98ZM111 80V81H110ZM115 80V81H114ZM127 80V81H126ZM139 82H138V81ZM153 80V82L155 81V83H153V86L149 85L150 81ZM205 80V81H204ZM219 80V81H218ZM236 80V81H234ZM238 80V81H237ZM249 85H248V83ZM104 83H101L103 82ZM107 81V82H106ZM126 81V82H125ZM181 81V82H180ZM188 81V82H187ZM201 81V82H200ZM209 81V82H208ZM213 81V82H212ZM231 81V82H229ZM256 81V82H255ZM258 81V83H257ZM81 82V83H80ZM116 82V83H115ZM122 83V85H120ZM134 82V83H133ZM141 82V84H140ZM163 82H168L166 85L165 83ZM180 82V83H179ZM185 82V83H183ZM198 82V83H197ZM205 82V83H204ZM212 82L213 85H211L210 83ZM229 83L230 85H228L227 83ZM252 82V83H250ZM254 82V83H253ZM85 83V85H84ZM120 83V84H119ZM129 87L127 86V84ZM144 83V84H143ZM147 83V84H146ZM179 83V84H178ZM195 83V84H194ZM202 83V84H201ZM225 83V84H224ZM239 83H243V84H239ZM246 83V84H245ZM256 83V84H255ZM87 84V85H86ZM140 84V85H138ZM161 84V85H160ZM171 84V85H170ZM236 84H238L239 86H237ZM260 84H263V87L260 85ZM81 85V86H80ZM84 85V86H83ZM125 85V86H124ZM143 85V87H142ZM156 85V86H155ZM165 85V86H164ZM174 85V86H173ZM253 85V86H252ZM57 86V87H56ZM90 86V87H89ZM94 86V87H93ZM99 86V87H98ZM105 86V87H104ZM115 86H118V87H115ZM124 86V87H123ZM149 86V87H148ZM156 89H155V87ZM158 86V87H157ZM161 86V87H160ZM193 86V87H192ZM200 86V87H199ZM202 86V88H201ZM253 88H252V87ZM259 86V87H258ZM79 87V88H78ZM97 87V88H95ZM108 87V88H107ZM120 87V89H119ZM126 87V88H125ZM140 87V89H139ZM142 87V88H141ZM147 87L149 89V91H147L148 89L145 88ZM151 87V88H150ZM167 87V88H166ZM172 87V88H171ZM173 87H176V88H173ZM178 87V88H177ZM20 88V89H19ZM87 88V89H86ZM89 88V89H88ZM92 88V89H91ZM99 88V89H98ZM106 88V90H105ZM112 88V89H111ZM128 88V89H127ZM144 88V89H143ZM153 88V89H152ZM158 88V89H157ZM171 88V89H170ZM195 88V89H194ZM198 88V89H197ZM209 88V89H208ZM250 88V89H249ZM257 88V89H255ZM258 88L260 90H258ZM6 89V90H5ZM138 89V90H136ZM142 89V90H141ZM169 89V91H168ZM192 89V90H190ZM202 89V90H201ZM249 89V90H248ZM254 89V90H253ZM262 89V90H261ZM89 90H94L92 93L89 91ZM109 93H108V91ZM113 92H112V91ZM146 90V91H145ZM152 90V91H151ZM175 92H174V91ZM197 90V91H196ZM201 90V91H200ZM253 90V92H252ZM43 91V92H42ZM101 91V92H99ZM137 91L139 94H137ZM166 91V92H165ZM173 91V92H172ZM192 92L193 94H191L190 92ZM204 91V92H203ZM251 91V96L250 93L248 94V92ZM256 91V92H255ZM257 91H261L260 93H258ZM96 92V93H95ZM150 94H148V93ZM153 92V93H152ZM98 93V94H97ZM131 93V94H130ZM145 93V94H143ZM167 93V94H166ZM168 93H169V96H168ZM201 93H202V96H201ZM82 94V95H81ZM125 94V95H124ZM130 94V95H129ZM135 94V95H134ZM212 94V95H211ZM215 94V95H214ZM97 95V96H96ZM146 97H145V96ZM250 95V97H249ZM256 95V96H255ZM261 95V96H260ZM28 98H27V97ZM34 96V97H32ZM109 97L110 99V102L111 103H103L102 100H107L106 98ZM138 96L140 98H138ZM142 96L144 97V99L142 98ZM152 96V98H151ZM172 96V97H171ZM200 96V98H199ZM212 96V97H211ZM38 98L37 102H42L43 106L42 107H38L37 104H35L36 102H34V98ZM45 97V98H43ZM68 97V98H67ZM126 97H131L130 99L126 98ZM133 97V98H132ZM135 97H137L135 99ZM170 97V98H169ZM194 97V98H193ZM253 97V98H251ZM33 100H32V99ZM36 98V99H37ZM40 98V99H39ZM102 98V99H101ZM142 98V100H141ZM149 98V99H148ZM169 98V99H168ZM173 98V99H172ZM185 98V99H184ZM257 98V99H256ZM29 99V100H28ZM42 99V101H41ZM68 99V100H67ZM100 99V101H99ZM118 99V100H117ZM126 99V100H125ZM132 99V100H131ZM148 99V100H147ZM176 102H175V100ZM201 99V100H200ZM262 99V100H260ZM27 100V101H25ZM59 100V101H58ZM138 100V101H136ZM148 104H147V102ZM168 100V102L166 101ZM170 100V101H169ZM173 100V101H172ZM260 100V101H259ZM31 103H29V102ZM114 101V102H113ZM172 101V102H171ZM188 101V102H187ZM194 103H192V102ZM253 101V102H251ZM27 102V103H26ZM56 102V103H55ZM101 102V103H100ZM143 102V103H142ZM151 102V104H149ZM174 102V103H173ZM258 103V104H255V103ZM30 105H29V104ZM65 103V105H64ZM103 103V105H100V104ZM138 103V104H137ZM169 105H167V104ZM172 103V104H170ZM254 103V105L252 106V104ZM25 104V105H23ZM32 104V106H31ZM45 104V105H44ZM97 104V105H96ZM146 104V106H145ZM177 104V105H176ZM190 104H193L192 106H190ZM251 104V105H250ZM20 105V106H19ZM55 105V106H54ZM141 105V106H140ZM144 105V106H142ZM163 105V106H162ZM166 105V106H165ZM174 105V106H172ZM176 105V106H175ZM188 105V106H187ZM199 105V106H198ZM203 105V106H202ZM27 106V107H26ZM45 106V108H44ZM57 106V107H56ZM75 106V107H74ZM78 106V108H77ZM99 106V107H98ZM150 108H149V107ZM158 106V107H157ZM172 106V107H171ZM196 106V107H195ZM259 106V107H258ZM24 107H26L24 109ZM74 107V109L72 108ZM117 107V108H116ZM136 107V106H134ZM161 107V108H160ZM169 107V108H168ZM171 107V108H170ZM175 107V108H174ZM195 107V108H193ZM231 107V108H230ZM23 108V109H22ZM72 108V109H71ZM78 110H77V109ZM90 108V109H89ZM107 108V107H105ZM142 108V109H141ZM168 108V109H167ZM192 108V109H190ZM20 109V110H19ZM30 109V110H29ZM42 109V110H40ZM45 109V111H43ZM55 109V110H54ZM88 109V110H87ZM145 109V110H144ZM174 109V110H173ZM177 109V110H176ZM189 109V110H188ZM194 109V110H193ZM234 109V110H233ZM19 110V111H18ZM29 110V112H28ZM66 110V112H65ZM153 110V112H152ZM159 112H157V111ZM165 110V111H164ZM169 110V111H168ZM173 110V111H172ZM243 110V111H242ZM42 111V112H40ZM68 111V112H67ZM73 111V112H72ZM76 111V112H74ZM139 111V110H138ZM162 111V112H161ZM176 111V112H175ZM178 111V112H177ZM224 111V112H223ZM229 111H231L232 113H230ZM235 111V112H234ZM40 112V113H39ZM71 112V113H70ZM155 112V113H154ZM169 112V113H168ZM173 112V113H172ZM218 112V113H217ZM226 112L229 114V115H226ZM21 113V114H20ZM41 113L42 115L44 116H41ZM178 113V114H177ZM187 113V114H186ZM214 113V114H213ZM223 113V114H222ZM13 114V115H12ZM24 114V115H23ZM36 114V116H35ZM67 114V116L65 115ZM159 114V115H158ZM171 114H174L173 117H171ZM194 114H195V118H194ZM232 114V116H231ZM65 115V116H64ZM71 115V116H70ZM180 115V116H179ZM200 115V117H199ZM41 116V117H40ZM70 116V117H69ZM83 116V117H82ZM179 116V117H176ZM185 116V117H184ZM262 116H263V119H262ZM27 117V118H26ZM70 119H69V118ZM73 119H72V118ZM82 117V118H81ZM171 117V118H170ZM187 117V118H186ZM189 117V118H188ZM257 117V118H256ZM62 118V119H61ZM80 118V119H79ZM170 118V119H169ZM186 118V119H185ZM215 118V119H216ZM236 118V119H235ZM256 118V119H255ZM61 119V120H60ZM66 119V120H65ZM171 119H173L174 121H172ZM220 119V121H219ZM64 120V121H63ZM69 120V121H68ZM77 120V121H76ZM177 120H179L177 122ZM183 120V121H182ZM67 121V123L65 122ZM158 121V122H157ZM169 121V122H168ZM181 121H182V124H181ZM216 121V122H215ZM9 122V123H8ZM61 122V123H60ZM75 122V123H74ZM160 122V123H159ZM174 122H177V123H174ZM248 122V123H247ZM63 123V124H62ZM72 123V124H71ZM173 123V125H172ZM185 123V122H184ZM219 123V124H218ZM260 123V124H261ZM161 125L158 126V125ZM170 124V125H169ZM238 124V125H237ZM61 127H60V126ZM178 125V126H179ZM185 125V124H184ZM205 125V124H204ZM235 125V126H233ZM216 126V127H215ZM238 126V127H237ZM2 127V128H1ZM30 127V128H29ZM163 127V128H162ZM183 127V126H182ZM233 127V128H232ZM240 127V129H239ZM71 128V129H70ZM236 128V129H235ZM161 129V131H160ZM5 130V131H4ZM49 130V131H48ZM67 130V131H66ZM158 130V131H157ZM166 130V131H165ZM169 132H168V131ZM174 130V132H173ZM202 130V129H200ZM207 130V131H205ZM210 130V132L208 131ZM238 130V131H237ZM3 131V132H1ZM215 131V132H214ZM225 131V130H223ZM222 131V132H223ZM73 131L69 132L68 135L70 133H72ZM155 132V133H154ZM163 132V133H162ZM169 133V134H165V133ZM207 132V133H206ZM229 132V133H230ZM234 132V133H233ZM237 132V133H236ZM11 133V141H10V136L8 134ZM241 133V134H240ZM6 134V135H4ZM27 134V135H26ZM45 134V135H44ZM212 134V135H211ZM215 136H214V135ZM240 134V135H238ZM21 135V136H20ZM31 135V136H29ZM66 134V136H68ZM158 135V136H156ZM207 135V136H206ZM8 136V137H7ZM20 136V137H19ZM23 136V137H22ZM25 136V138H24ZM26 136H28V138H26ZM167 136V137H166ZM210 136V137H209ZM231 136V137H230ZM9 139H7V138ZM15 137V138H14ZM19 137V138H18ZM22 137V138H21ZM29 137H32L33 139L29 138ZM38 137V138H37ZM162 137V138H161ZM212 137V138H211ZM256 137V136H255ZM45 138V139H44ZM211 138V139H210ZM260 138V137H259ZM19 139V141L17 140ZM21 139V141H20ZM24 139V140H23ZM30 139V142L33 143V145L31 146H28V142ZM39 140V143L38 140ZM42 139V140H40ZM209 139L211 140V142L209 141ZM37 140V141H36ZM45 142H44V141ZM260 140V139H259ZM50 141V142H49ZM228 143V148L226 149L227 152L230 154V155H233L236 154L239 150L242 151V153H244L246 156H248L249 158L252 157V155H255L256 156V153L255 151H253V148L252 146L250 145L248 148L247 147H243L242 146H239L238 144H235L234 143ZM36 142V143H35ZM41 142V143H40ZM8 143V145L10 146H6ZM10 143V144H9ZM19 143V144H18ZM24 143V144H23ZM26 143V145H25ZM35 143V144H34ZM148 141L145 140V144H147ZM155 143V144H154ZM208 143H209V146H208ZM5 144V145H4ZM21 144V145H20ZM40 144V145H37ZM50 144V145H49ZM138 144V142H137ZM157 144V145H156ZM12 145V147H11ZM203 145V146H202ZM20 146V147H19ZM24 146V147H23ZM28 146V147H26ZM40 146V147H39ZM233 146V147H232ZM235 146V147H234ZM239 146V147H238ZM16 149H14V148ZM31 147V148H30ZM38 147V149H37ZM50 147V149L48 148ZM139 147V146H138ZM159 145L158 143H156L155 141H153V157L154 155H156L157 153V149H158ZM207 147V149H205ZM213 147V148H212ZM231 149H230V148ZM238 147V148H237ZM6 148V149H5ZM23 148V149H22ZM28 148V149H27ZM36 148V149H35ZM208 148L210 150H208ZM215 148V149H214ZM217 148V149H216ZM46 149V150H44ZM212 149V150H211ZM229 149V151H228ZM236 152H235V150ZM239 149V150H237ZM12 150V152H11ZM17 150V151H16ZM19 150V151H18ZM37 150V151H36ZM140 150H143V146L140 145ZM151 150V149H150ZM206 150V151H205ZM27 151V152H26ZM211 151V152H210ZM232 151V152H231ZM247 151V152H246ZM15 152V153H14ZM27 153L26 155L24 153ZM36 152V153H35ZM195 152L194 155L196 154ZM203 152V153H201ZM207 152H209L208 154H206ZM235 152V153H234ZM23 153V154H21ZM32 154L31 156L29 154ZM247 153V154H246ZM252 153V154H251ZM13 155V157H9V155ZM15 154H17L15 156ZM19 154V155H18ZM39 154V156H40ZM23 155H25L24 158ZM35 155V156H34ZM22 156V157H20ZM28 156V157H27ZM34 156V157H33ZM15 157V159H14ZM19 157V158H17ZM11 158V159H10ZM29 158V160H28ZM36 160V163L35 160ZM40 158V157H39ZM14 161H13V160ZM24 160V164H22L21 162H23ZM28 160V161H26ZM18 161V163H17ZM28 162H29V165L30 167H27L25 165H28ZM27 163V164H26ZM13 164V165H12ZM28 165V166H29ZM18 167V168H16ZM35 167V168H34ZM16 170H15V169ZM7 172V173H6ZM16 172V173H15ZM1 173V172H0ZM14 175V176H13ZM30 175V176H29ZM20 176V177H19ZM14 177V178H13ZM8 178V179H7ZM4 179V180H3ZM18 181H17V180ZM3 180V181H2ZM14 180V182H13ZM16 180V181H15ZM9 181V183H7ZM11 183V184H10ZM13 188H12V186ZM201 186V185H199ZM18 189V190H17ZM24 189V190H23ZM189 188L188 187H183V191L187 190V191H190V189L188 190ZM18 191V192H17ZM23 191V192H22ZM180 192L179 195H181L182 193L184 192ZM186 191V192H187ZM21 193V195H20ZM68 194H71L72 192L70 190L67 191ZM36 194V195H35ZM34 196L31 195L30 196V199L28 201V205L26 206V213L29 212V211H34L36 212V214H38V216H42L43 215V210L41 207V205H43L44 201H45V196L43 195H39L37 193H35ZM39 195L40 197L38 198ZM36 196V197H35ZM42 196H43V199H42ZM198 197V198H197ZM203 197V198H202ZM20 198V199H18ZM196 199H194V205H192V211L190 213H192L193 215H191V218L190 220H192L190 222V225H189V229H188V232L189 233H194L193 235H191L192 237V245L195 246V244L199 243L202 241V239L204 237H207V233H208V229L207 227H205V224L203 223V221L201 220L202 219V216L204 215L203 212H205V210H207L206 206H208L207 204V198L204 197V196H201L199 193L196 194L195 196ZM17 199V200H16ZM35 199V200H34ZM40 199V201H38ZM15 200V202H14ZM188 201V204L189 205V201H191L190 198L187 199ZM23 201V200H22ZM31 201V202H30ZM36 201V202H34ZM203 201H205L203 203ZM207 201V202H206ZM40 202V203H38ZM16 203V204H15ZM31 203V205H30ZM4 204V205H3ZM22 204V202H21ZM41 204V205H40ZM106 205L108 204L110 206V204L107 202L105 203ZM116 205H120V202L119 201H116L114 200L113 201V206ZM202 204V205H201ZM7 205V207H6ZM18 208H17V206ZM38 205V206H37ZM107 205V206H108ZM4 206V207H2ZM13 206V207H12ZM36 208H35V207ZM32 207V209H31ZM112 208V206H110ZM194 207H195V211H194ZM203 207L205 208V210L203 209ZM4 208V209H3ZM200 208V209H199ZM3 209V211H2ZM6 209V211L4 212V210ZM203 209V211H202ZM13 210V211H11ZM36 210V211H35ZM40 210V211H39ZM109 210V209H108ZM42 211V212H41ZM39 212V213H38ZM41 212V214H40ZM2 213L5 215H2ZM9 213V215L7 214ZM202 213V215H201ZM40 214V215H39ZM108 214H110V211L108 212ZM15 215H19L18 217L15 216ZM198 215V217H197ZM193 216V218H192ZM196 216V217H195ZM5 219H3V218ZM14 218H16V221L14 222L13 220H15ZM22 219V220H21ZM25 222V223H22V222ZM199 221V222H198ZM3 222V223H1ZM11 222V223H10ZM19 222V223H17ZM8 223V224H7ZM22 223V224H20ZM4 226H3V225ZM6 224V225H5ZM10 224V225H9ZM26 224V225H25ZM198 224V225H197ZM16 225V226H14ZM203 225V226H202ZM5 226H9V227H6ZM20 226V227H19ZM199 228H198V227ZM201 226V227H200ZM18 227V228H17ZM197 227V229H196ZM6 230H9V231H6ZM14 230H13V229ZM204 228V229H203ZM4 229V231H3ZM194 229V230H193ZM11 230V231H10ZM197 232H196V231ZM203 231V232H202ZM7 232V233H6ZM5 233V234H4ZM264 233V232H263ZM261 233L259 234L258 238L261 242V244H263L264 246V234ZM5 235V236H4ZM200 235V236H199ZM3 240V241H2ZM2 244L0 243V246ZM1 248V247H0ZM5 249H8V247H6ZM7 251V250H6ZM195 251V250H194ZM2 253V252H1ZM190 256H193V254H191ZM1 264V263H0ZM4 264V263H2ZM5 264H8V263H5ZM245 264H263V263H256L254 261H248L245 263Z\"/></svg>",
  "mask_w": 264,
  "mask_h": 264
}]
</instances>
